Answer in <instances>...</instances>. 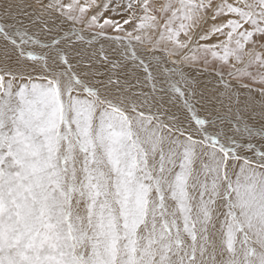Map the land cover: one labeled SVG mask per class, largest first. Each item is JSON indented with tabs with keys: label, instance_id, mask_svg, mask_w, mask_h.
I'll return each instance as SVG.
<instances>
[{
	"label": "snow or ice",
	"instance_id": "obj_1",
	"mask_svg": "<svg viewBox=\"0 0 264 264\" xmlns=\"http://www.w3.org/2000/svg\"><path fill=\"white\" fill-rule=\"evenodd\" d=\"M0 264H264V0H0Z\"/></svg>",
	"mask_w": 264,
	"mask_h": 264
}]
</instances>
